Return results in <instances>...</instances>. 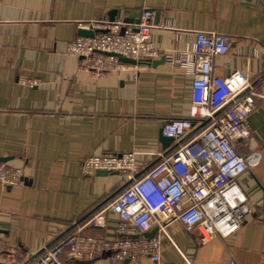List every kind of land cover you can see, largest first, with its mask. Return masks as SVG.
<instances>
[{
  "label": "crops",
  "instance_id": "0c3cea01",
  "mask_svg": "<svg viewBox=\"0 0 264 264\" xmlns=\"http://www.w3.org/2000/svg\"><path fill=\"white\" fill-rule=\"evenodd\" d=\"M147 10L161 13L152 32L159 48L182 50L196 33L217 32L231 38L233 55L217 57L215 72L263 78L264 0H0V159L24 171L20 186L0 185V236L23 250L25 263L125 187L119 174H84L87 157L131 152L144 173L176 147L161 143L160 130L165 121L189 117V74L165 62L142 65L137 79L130 71L98 79L66 55L71 42L99 31L92 23L136 21ZM248 123L243 152L251 171L240 184L252 213L237 234L201 245L197 232L172 222L160 236L159 262L103 257L68 264H227L230 249L239 264H264L263 100ZM118 227L108 216L107 227L94 232L113 240Z\"/></svg>",
  "mask_w": 264,
  "mask_h": 264
},
{
  "label": "built area",
  "instance_id": "2783aa9c",
  "mask_svg": "<svg viewBox=\"0 0 264 264\" xmlns=\"http://www.w3.org/2000/svg\"><path fill=\"white\" fill-rule=\"evenodd\" d=\"M154 17L147 10L138 24H126L124 19L94 22L99 31L71 42L66 55L78 58L80 68L98 79L121 71H130L137 79L142 63L163 56L167 64L189 74L190 115L169 120L162 130L163 137L174 140L175 149L143 175L131 152L87 157L82 164L84 174L117 173L129 185L34 261L25 263L23 250L0 236V264H68L103 257L119 262H159L160 236H168L172 222H179L187 232H197L201 245H207L237 234L252 213L240 179L251 171L243 147L251 135L248 119L257 109V101H264V78L252 82L240 70L227 76L217 74L215 59L233 55L231 38L217 32L196 33L194 44L182 50L159 48L152 38ZM81 27L88 29L91 24ZM120 57L137 64H124ZM23 179L21 168L0 161L2 187H18ZM108 216L119 220L120 236L113 240L94 232L107 227ZM230 253L227 264H239L233 249Z\"/></svg>",
  "mask_w": 264,
  "mask_h": 264
},
{
  "label": "water",
  "instance_id": "95a60500",
  "mask_svg": "<svg viewBox=\"0 0 264 264\" xmlns=\"http://www.w3.org/2000/svg\"><path fill=\"white\" fill-rule=\"evenodd\" d=\"M153 12V11H152ZM141 15H142V13H138V15H137V19H136V21H132L131 19H124V23H135V24H138L139 23V21H140V18H141ZM112 16V15H111ZM160 19H161V13L159 12V11H157L156 12V14H155V19H154V24L156 25V26H158L159 25V23H160ZM109 22H113V21H115V19L114 18H109V20H108ZM120 62H122V63H124V64H130V65H136L137 63H136V61H134V60H132V59H128V58H124V57H120ZM162 63H165V57H162L160 60H154V61H147V62H145V63H142V64H144V65H148V66H157V65H159V64H162ZM263 78H264V76H263ZM262 78V79H263ZM167 123H168V121H165V122H163L162 123V125H161V130H160V140H161V143L164 145V146H168V145H171L173 142H174V140L173 139H169V138H165V137H163V135H162V130H163V128L167 125ZM0 161L1 162H4V160L2 159H0ZM146 172V171H145ZM144 172V173H145ZM99 175H107V174H109L108 172H106V171H98L97 172ZM143 172L140 174V175H143L144 174ZM115 174H117V173H115ZM139 175V176H140ZM129 185V183L128 184H126L125 185V187H123L122 189H120V190H118V191H116L109 199H107L106 201H104L101 205H99L98 206V208L96 209V211H99L100 209H102L103 207H105L110 201H112L119 193H121L127 186ZM96 211H94V213H91L90 215H88L87 217H85L84 219H82V220H80V221H78L75 225H72L70 228H69V230L68 231H66L64 234H62L60 237H58L53 243H51L50 245H48L47 246V248H50L51 246H53V245H55L56 243H58L59 241H61V240H63L64 238H66L70 233H72L78 226H81V225H83L84 223H85V221L87 220V219H89L92 215H94L95 214V212ZM43 252V251H42ZM42 252H40L38 255H40ZM37 255V256H38ZM36 256V257H37ZM90 261H94V260H89V261H81L82 263L83 262H90ZM81 262H79V263H81Z\"/></svg>",
  "mask_w": 264,
  "mask_h": 264
},
{
  "label": "rangeland",
  "instance_id": "374dc122",
  "mask_svg": "<svg viewBox=\"0 0 264 264\" xmlns=\"http://www.w3.org/2000/svg\"><path fill=\"white\" fill-rule=\"evenodd\" d=\"M83 24H85V23H82L81 26H82Z\"/></svg>",
  "mask_w": 264,
  "mask_h": 264
}]
</instances>
